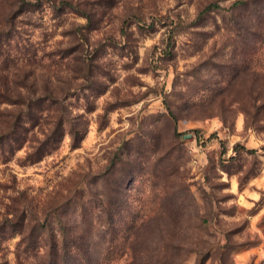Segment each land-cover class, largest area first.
Returning a JSON list of instances; mask_svg holds the SVG:
<instances>
[{"label": "rangeland", "instance_id": "rangeland-1", "mask_svg": "<svg viewBox=\"0 0 264 264\" xmlns=\"http://www.w3.org/2000/svg\"><path fill=\"white\" fill-rule=\"evenodd\" d=\"M234 1L0 0V264H264V42L198 20Z\"/></svg>", "mask_w": 264, "mask_h": 264}, {"label": "trees", "instance_id": "trees-1", "mask_svg": "<svg viewBox=\"0 0 264 264\" xmlns=\"http://www.w3.org/2000/svg\"><path fill=\"white\" fill-rule=\"evenodd\" d=\"M213 12L229 14L236 25V30L240 32L238 26L243 29V32L249 33L256 39L255 41L264 42V0H235L229 8H224L220 3H211L207 5L199 14L198 20H201L203 16H207ZM233 25V26H234ZM244 33V34H245ZM79 132H75L73 136V146L78 147L80 143ZM9 138H6L8 140ZM9 146H11L9 144ZM45 227V225H42ZM48 225H46V228ZM51 228V227H50ZM65 232V229L61 233ZM27 242H31V238H28ZM51 244L55 250L60 249L64 252L63 242L58 239V236L51 234ZM33 247V245H31ZM52 255L49 254L48 258Z\"/></svg>", "mask_w": 264, "mask_h": 264}]
</instances>
